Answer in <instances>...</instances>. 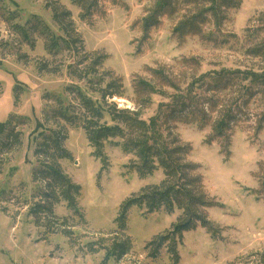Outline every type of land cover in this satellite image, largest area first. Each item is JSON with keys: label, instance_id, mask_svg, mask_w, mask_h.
<instances>
[{"label": "rangeland", "instance_id": "1", "mask_svg": "<svg viewBox=\"0 0 264 264\" xmlns=\"http://www.w3.org/2000/svg\"><path fill=\"white\" fill-rule=\"evenodd\" d=\"M54 1L70 12L74 27L68 34L53 21L48 6L55 7ZM154 1L100 0L97 12L81 20L73 0H0V124L13 127L8 134H18L12 145L0 135V264H174L169 248L161 247L151 257L145 247L171 230L180 216L177 210L147 214L130 208L127 230L116 238L130 239L131 250L120 260L106 256L121 206L163 176L156 171L138 178L129 169L136 158L110 145L104 144L96 159L81 128L85 114L66 88H79L98 99L88 85L104 87L111 73L121 79L125 98L110 101L120 109L139 110L147 121L172 95L163 88L144 98V108L136 107L133 80L157 84L151 70H166L181 80L223 70H264V59L246 53L264 41V0H241L239 7L226 11L218 27L208 16L198 32L181 36L173 31L181 13L171 19L164 15L142 32L141 19ZM102 55V67L90 68ZM72 70L80 79L70 75ZM88 70L94 75L82 76ZM263 106L259 96L250 102L247 118L241 116L242 124L232 128L228 146L217 140L209 143V127L175 124L174 135L190 146L187 160L200 167L204 189L216 203L206 214L219 232L217 239L200 226L184 232L176 243V264L262 263L264 194L257 176L264 166V123L257 131L255 122ZM57 107L70 109L73 124L52 115ZM38 125L45 136L59 132L65 138L61 146L71 158L59 161V166L80 186L77 205L85 222L64 202L38 222L30 213L44 190L42 180L33 182V172L41 167L34 156L42 142L34 131Z\"/></svg>", "mask_w": 264, "mask_h": 264}, {"label": "trees", "instance_id": "2", "mask_svg": "<svg viewBox=\"0 0 264 264\" xmlns=\"http://www.w3.org/2000/svg\"><path fill=\"white\" fill-rule=\"evenodd\" d=\"M100 0H73L79 9V18L87 20L97 12ZM56 6H48L53 11V21L62 32L73 31L70 12L54 1ZM241 0H155L141 19V29L146 33L159 23L160 17L168 15L171 19L181 13L180 19L174 26V33L179 36L188 32H198L200 26L208 21L218 27L225 20L228 9L239 7ZM118 5L117 1L112 2ZM70 45L74 39L67 36ZM247 55L256 59H264V41L246 51ZM95 55V54H90ZM106 56H97L91 61L90 68H101ZM157 84L142 78L133 80L132 88L136 107L144 108L145 97L161 93L166 88L172 91L168 96L169 102L159 106L156 115L149 120L141 119L137 109H120L112 99L125 98V88L120 78L111 73L106 74L109 79L104 87L97 89L88 85V91L96 94L93 99L87 91L68 87L66 92L75 96L78 106L85 114L80 121L89 146L94 149L93 156L100 159V151L105 145L119 149L125 155H132L136 162L129 167L138 178L152 176L160 171L163 178L160 183L148 185L140 189L139 193L127 199L114 220L115 238L106 252L108 258L120 260L131 250V241L127 237H119L127 230L126 216L130 208L144 210L152 214L160 210L171 214L174 210L180 212L171 230L151 240L146 249L155 257L161 247L169 248L174 264L177 263L176 243L182 234L195 230L197 226L204 228L208 234L217 239L219 232L207 219L206 210L215 207L216 203L207 194L199 173L200 167L187 160L191 148L174 135L175 124H195L199 129L209 127V143L221 141L228 146L232 128L240 126L241 116L247 118L246 111L250 102L259 96L264 101V70H223L215 73H206L199 76H187L183 80L172 77L166 70H151ZM93 70H88L82 76H93ZM70 75L80 79L71 71ZM93 80H89L91 83ZM98 81L103 82V78ZM100 82V83H101ZM99 83V84H100ZM99 86V85H98ZM97 86V87H98ZM110 101V102H109ZM69 108L57 107L52 111L68 125L73 124L69 116ZM256 130L260 131L264 123V106L262 113L257 115ZM76 119V118H73ZM13 129L8 123L0 124V135L9 140V145L15 144L18 134L7 133ZM35 134L42 137V142L35 148L34 156L41 165L33 172V182L42 180L43 192L39 201L31 210L36 222L42 218L52 216L54 205L64 202L67 209L82 219V213L77 205L80 195V186L73 184L64 175L59 161L69 160L71 155L62 146L64 136L59 132H52L45 136L41 126L36 127ZM62 132V131H61ZM12 143V144H11ZM6 144V143H5ZM3 145V144H2ZM129 170V171H130ZM257 182L259 192L264 194V166L258 169ZM83 220V219H82ZM84 221V220H83ZM85 222V221H84ZM103 249V248H101ZM264 264V255L261 256Z\"/></svg>", "mask_w": 264, "mask_h": 264}]
</instances>
